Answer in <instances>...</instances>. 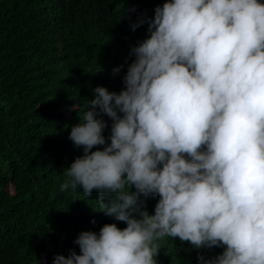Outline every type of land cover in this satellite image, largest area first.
Here are the masks:
<instances>
[{
  "label": "clouds",
  "instance_id": "obj_1",
  "mask_svg": "<svg viewBox=\"0 0 264 264\" xmlns=\"http://www.w3.org/2000/svg\"><path fill=\"white\" fill-rule=\"evenodd\" d=\"M154 11L131 24L149 35L130 49L124 88L98 85L79 109L69 139L83 154L60 184L97 191L99 211L126 227L81 232L80 252L53 264H157L166 237L224 248L201 264H264V2L165 0Z\"/></svg>",
  "mask_w": 264,
  "mask_h": 264
},
{
  "label": "trees",
  "instance_id": "obj_2",
  "mask_svg": "<svg viewBox=\"0 0 264 264\" xmlns=\"http://www.w3.org/2000/svg\"><path fill=\"white\" fill-rule=\"evenodd\" d=\"M164 2L0 0V264H53L58 254L80 252L81 232L99 233L106 223L126 227L99 211L97 191L61 192L60 184L64 169L83 154L69 136L93 89L124 88L135 59L130 49L149 35L147 23L135 31L131 24L154 18ZM103 119L109 137L112 121ZM158 199H146L150 213ZM160 243L157 264H201L200 254L209 259L224 251L179 238Z\"/></svg>",
  "mask_w": 264,
  "mask_h": 264
}]
</instances>
